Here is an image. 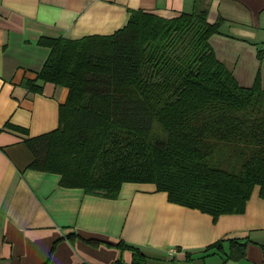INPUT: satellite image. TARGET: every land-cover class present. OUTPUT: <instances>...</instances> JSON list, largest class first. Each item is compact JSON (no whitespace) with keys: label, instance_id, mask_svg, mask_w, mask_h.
Instances as JSON below:
<instances>
[{"label":"trees","instance_id":"obj_1","mask_svg":"<svg viewBox=\"0 0 264 264\" xmlns=\"http://www.w3.org/2000/svg\"><path fill=\"white\" fill-rule=\"evenodd\" d=\"M208 7L195 0L190 13L170 18L133 10L111 35L41 38L49 55L23 85L68 94L58 128L24 140L34 157L28 167L107 199L126 183L151 185L214 221L243 214L255 188L264 198V90L259 76L239 86L217 60L210 39L226 22L209 23ZM230 243V257L244 258L245 244ZM116 248L147 264L138 248L121 240Z\"/></svg>","mask_w":264,"mask_h":264},{"label":"crops","instance_id":"obj_2","mask_svg":"<svg viewBox=\"0 0 264 264\" xmlns=\"http://www.w3.org/2000/svg\"><path fill=\"white\" fill-rule=\"evenodd\" d=\"M194 1L0 0V264H131V253L116 248L120 240L147 264H264L258 188L243 214L214 221L168 202L151 185L126 183L107 199L63 188L59 175L28 167L34 157L24 140L58 128L68 94L50 83L39 94L23 85L36 80L49 55L39 40L111 35L130 11L170 18L190 13ZM205 2L209 23L226 22L210 39L217 60L239 86L249 88L259 76L264 90V0ZM232 239L245 244L244 258L230 257Z\"/></svg>","mask_w":264,"mask_h":264}]
</instances>
